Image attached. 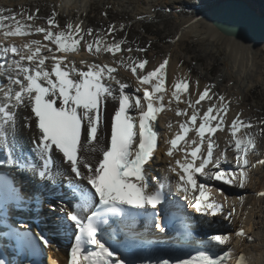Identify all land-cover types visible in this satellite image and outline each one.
I'll list each match as a JSON object with an SVG mask.
<instances>
[{
	"label": "snow or ice",
	"instance_id": "6c2138e0",
	"mask_svg": "<svg viewBox=\"0 0 264 264\" xmlns=\"http://www.w3.org/2000/svg\"><path fill=\"white\" fill-rule=\"evenodd\" d=\"M36 12L0 8V168L38 186L27 195L23 181L18 187L0 174V223L9 229L0 235L15 241L13 253L23 257L9 258L6 246H0V264H43V249L53 247L51 237L61 233L70 239L67 264H248L242 251L228 247L233 236L254 242L243 225L234 233L217 231L200 240L193 226L215 224L217 217L232 223L235 206L228 210L226 196L218 201L213 193H223L210 182L243 189L249 170L264 167V158L254 163L248 158L259 156L252 131L257 125L242 111L233 113L215 85L201 89L199 79L193 82L188 75L191 69L181 75L183 61L170 73V53L152 66L145 58L151 41L133 48L126 39L117 40L113 34L123 24L94 34L82 28V21L61 27L55 11L45 24H37ZM37 35L43 40L32 38ZM14 37L23 42L17 45ZM82 51L95 59H70L69 54ZM105 53L111 62H97ZM120 69L135 79L134 92ZM164 111H174L179 119L175 131L168 122L171 135L162 138L167 172L173 175L161 177L152 169L161 150L156 122ZM258 123L264 126V119ZM25 130L31 132L27 147ZM41 185L49 194L50 213L60 214L54 231L46 232L47 225L40 223L34 232L26 224L8 225L9 205L21 209L34 201L38 212L45 203ZM255 195L264 199V191ZM175 197L200 217L184 215L176 232L178 242L196 244L194 254L146 257L145 250L168 234L161 210Z\"/></svg>",
	"mask_w": 264,
	"mask_h": 264
},
{
	"label": "rangeland",
	"instance_id": "374dc122",
	"mask_svg": "<svg viewBox=\"0 0 264 264\" xmlns=\"http://www.w3.org/2000/svg\"><path fill=\"white\" fill-rule=\"evenodd\" d=\"M217 1L89 0L88 9L78 13L76 8H71L69 11H61L57 6L59 0H0V8L11 9L14 12H17V9L20 12L23 8L27 9L29 13L36 12L38 9L36 15L40 19L36 20L37 24H45L47 17L55 11L57 13L56 20L61 27L68 22L75 24L82 21V28L85 30L91 28L94 30V34L106 31L109 25H115L119 29V26L123 24L125 27L113 34L115 38L117 40L126 39L133 48L137 46L147 47L149 41H151V47H148L145 58L150 62H158L163 56L168 55L170 47L174 44L175 37L181 33L183 19L208 11ZM248 1L259 11L264 12V0ZM169 9L171 10L169 11ZM137 17H142V19H137ZM33 38L41 39L42 35H37ZM107 39L110 41L112 35H109ZM177 54L180 57L179 59L188 66V69H191V73L199 74L201 79L207 84L213 85V79L224 71L225 53L223 49L219 48L216 52L207 53L199 42L186 39L183 46L178 48ZM134 55L144 56L145 54L134 53ZM260 58L264 60V54L260 55ZM229 79V76H226L222 82L216 84V92L223 94L222 90L228 86ZM233 93V96L230 95L228 97L239 99L238 104L241 110L246 112V119L251 118V122L257 125L252 131L257 133L258 148L256 151L259 156L251 153L248 156L249 160L254 163L257 158H261V153L264 151V134L260 133V128L264 126L258 123L264 119V70L263 80L250 86L243 96L237 91H233ZM241 97L242 99H240ZM256 168L257 166L249 170L250 181L248 183L257 181ZM212 184L214 186L218 185L219 192L228 194L229 197L234 196V193H236L235 195L239 194V190L235 191L237 187L234 185L219 181H212ZM246 194L251 195L254 193L252 190H248ZM217 197H220V195H217ZM220 198L224 200V197L221 196ZM245 203L244 201L243 207H247ZM243 216L240 215V218ZM233 218L231 224L224 221V228L220 231L221 233H234L238 229ZM224 224L228 227H225Z\"/></svg>",
	"mask_w": 264,
	"mask_h": 264
},
{
	"label": "bare ground",
	"instance_id": "6f19581e",
	"mask_svg": "<svg viewBox=\"0 0 264 264\" xmlns=\"http://www.w3.org/2000/svg\"><path fill=\"white\" fill-rule=\"evenodd\" d=\"M57 6L61 11H69L71 8H76L79 13L80 11L88 9L89 0H59V4ZM197 17H199V21L195 24H190V21L196 20ZM186 24L189 25L188 28H185ZM181 29L182 31L179 34L181 39L178 41L175 40L174 44L169 49L171 58L170 73H175L177 71L176 66L181 62L179 59L180 57L177 54V50L183 46L184 40L186 39L199 42L207 53L216 52L219 50V48L223 49L225 53L224 71L213 79V85L216 87V84L222 82L224 77L229 76L230 81L228 86L222 90L223 95H225L228 101L231 103V110L233 113L242 111L238 104L239 99L237 100L236 98L234 99L228 96H233V91H237L241 96H243L244 92L248 91L250 86L263 80L264 60L263 58H260V55L264 54V42L224 35L212 24L209 10L194 17L184 18ZM10 39L14 40L17 45H20L23 42V40L19 37ZM43 42L48 43L46 41ZM69 56L70 59H75L77 62H79L81 59H86L89 61L95 59L86 51H82L79 55L74 53L69 54ZM117 56H119V54H117ZM111 59V54L106 55L105 53L99 58L97 62H111ZM156 64L157 62L151 61L152 66H155ZM185 73H188V66L183 62L181 65L180 74L183 75ZM119 74L121 77L125 78L129 84L131 83L135 87V79L131 76L130 72L120 69ZM188 75L191 77L193 82L196 79H199L201 89H203V86L207 84L201 79L199 74H192L190 72ZM214 91H216L215 88ZM240 99H242V97ZM201 103L205 104V102ZM180 107H185V105H180ZM174 108L175 105H173V109ZM167 112L168 113L165 115L162 114V118L158 123V127L163 137L171 135L166 127L168 122L171 121L173 123V130L175 131L177 130L175 122L179 119L175 116L174 111ZM242 114L246 119V112L242 111ZM218 135L221 136L220 143L223 144V135L219 133ZM23 139L25 141V146L27 147L31 139V132L25 130L23 132ZM160 147L161 151L164 152V150H166V145L163 144V139L160 142ZM159 155L160 151L156 153V159L160 158ZM165 158L168 157L165 156ZM261 158H264V151L261 153ZM225 167H227V165H225ZM256 170L257 171L255 172V175H257V181H251L250 183H247L243 189L236 186L237 188H235V191L239 190V194L235 195L236 193H234V196L232 195L230 197L225 193L220 195V197L226 196L228 198V210H230L232 206H235L236 214L233 219L236 222V227L239 228L241 225H243L245 231L255 238L254 242H248L247 240L238 239L233 236L231 243L228 245V247L234 248L236 253H240L242 251L248 258V264H264V199H261L255 195L256 192L264 191V167L257 165ZM210 183L213 188L214 185L212 182ZM248 190H252L254 194H246ZM213 194L216 193L214 192ZM238 197H244L247 207L242 206L243 203L237 199ZM222 202H224V200ZM240 215L244 216L240 218ZM224 225L225 227H228L226 224ZM53 247L58 254H62L64 251L62 246H57L55 244Z\"/></svg>",
	"mask_w": 264,
	"mask_h": 264
},
{
	"label": "water",
	"instance_id": "95a60500",
	"mask_svg": "<svg viewBox=\"0 0 264 264\" xmlns=\"http://www.w3.org/2000/svg\"><path fill=\"white\" fill-rule=\"evenodd\" d=\"M209 11L212 24L224 35L264 42V12L248 0H218Z\"/></svg>",
	"mask_w": 264,
	"mask_h": 264
}]
</instances>
